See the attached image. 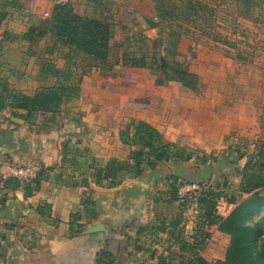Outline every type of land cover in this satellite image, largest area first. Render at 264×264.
I'll return each instance as SVG.
<instances>
[{
  "label": "rangeland",
  "instance_id": "374dc122",
  "mask_svg": "<svg viewBox=\"0 0 264 264\" xmlns=\"http://www.w3.org/2000/svg\"><path fill=\"white\" fill-rule=\"evenodd\" d=\"M197 1L204 3L207 9L193 18L195 22L186 23L196 36L177 37L170 36L165 25L149 26L147 17L157 15L156 0H82L74 6L76 12L84 16L101 17L110 23L112 42L120 44L115 54L110 55L112 62L119 61L118 57L127 49H134L137 41L134 33L156 39L157 42L150 45L156 53H163L164 48L175 41V59L200 78L196 88L178 81L160 84V72L150 68L119 64L111 70H102L101 64L84 54L74 59L75 64L63 76L48 70L47 63L66 69L69 60L65 56L69 49L58 45L50 52L53 41L49 35L32 43L23 40L22 33L10 35L9 43L3 45L5 48L0 47V91L5 85L13 92L33 94L45 86L65 82L70 75L69 80L79 85V93L64 103L60 112L37 113L29 119L62 131V150L65 145L73 150L85 149V144L77 142L80 136L86 140L98 139L96 146L105 138L104 143L115 147L116 137L122 147L111 148V151L118 159L125 160L132 148L121 142V131L131 121H146L168 142L185 150V155L191 154L189 161L163 162L156 171L160 177L156 191L161 188L172 197L174 189H178L179 203L183 207L178 208L179 212L193 221L196 231L191 241H196L195 246L202 245L201 255L207 253L210 263L214 264L226 260L231 235L225 236L223 232V235L215 233L213 238L206 236L214 225L206 223L205 206L200 199L210 193L212 214L228 216L235 207L231 199L240 203L249 196L240 188L244 169L256 163L259 153L264 151V5L244 17L239 15L235 0ZM52 13L31 21L39 24ZM127 38L132 39L127 41ZM206 144L212 148H204ZM78 154L71 152L72 159L80 164L75 166V160L64 164L76 167L69 177L81 181L84 177L93 180L95 170L106 167L109 162ZM148 170L151 169L144 175ZM246 223L259 225V240L264 237V209ZM216 227L222 232L218 225ZM217 228H213L214 231Z\"/></svg>",
  "mask_w": 264,
  "mask_h": 264
},
{
  "label": "crops",
  "instance_id": "0c3cea01",
  "mask_svg": "<svg viewBox=\"0 0 264 264\" xmlns=\"http://www.w3.org/2000/svg\"><path fill=\"white\" fill-rule=\"evenodd\" d=\"M81 1L72 0V5ZM54 8V0H0V12L6 13L0 23V47L9 43L10 35L25 33L32 19L43 18ZM18 113L26 114L23 110ZM61 132L14 116L9 109L0 114V158L14 165L40 163L44 169H51L31 195L23 187H7L8 179L0 183V264H97L98 254L105 249L114 255V264H181L194 250H201L191 241L196 231L193 221L179 212V201H172L169 191H156L160 185L156 171L163 163L140 178L126 179L114 187L94 180L83 185L76 177H69L76 167H66L63 162ZM104 139L96 146L98 139L80 136L77 142L85 144V149L71 151L95 160L118 159L113 150L122 145L116 137L115 147ZM203 147L209 149L210 144ZM88 198L96 202V216L84 217L83 229L73 234L71 216L82 212V203ZM45 205L50 206V215L39 212ZM98 224L99 232L86 233ZM211 228L209 237L224 234ZM203 257L210 261L207 253Z\"/></svg>",
  "mask_w": 264,
  "mask_h": 264
},
{
  "label": "trees",
  "instance_id": "16d2710c",
  "mask_svg": "<svg viewBox=\"0 0 264 264\" xmlns=\"http://www.w3.org/2000/svg\"><path fill=\"white\" fill-rule=\"evenodd\" d=\"M235 1L239 15L244 17H249L254 9L264 5V0ZM156 2V17H147V22L151 28L165 25L172 37L186 34L196 36L186 23L195 22L193 18L200 12H204L202 10L207 9L204 3L197 0H156ZM210 11L215 12V9H210ZM5 17L6 13L0 12V23ZM46 35H49L53 41L50 52L54 51L58 45L69 49V53L65 56L69 60L66 69H59L51 62L47 63L48 70L63 76H66L75 64L74 59L79 54H84L97 64H101L102 70L108 71L121 64L128 67L150 68L159 71L160 84L178 81L189 88H196L200 82L198 75L192 73L175 59L177 55L175 41L171 42L170 47H165L163 53H156L150 45L157 40L151 39L144 33H134L133 37L137 40L134 49H127L121 58L118 57L119 61L112 62L110 55L111 53L115 54L116 46L120 44L112 42L113 29L110 23L101 17L84 16L76 12L72 3L56 6L50 18L41 20L39 24H31L28 30L21 35V38L35 43ZM131 39L127 38V41ZM162 40L163 38L159 39L160 45L163 44ZM224 40L233 45L227 39ZM225 51L231 53V51ZM69 78L70 75L66 77L65 82L45 86L33 94L13 92L4 85L0 91V114L9 109L13 111L14 116L31 120L37 113L55 114L60 112L62 105L79 93V85L71 82ZM20 110L25 111L26 114H19L18 111ZM51 122H54V118L51 119ZM120 135L123 145L132 148L130 155L125 160L113 158L106 167L97 168L93 176V180L97 184L107 181L110 187H114L126 179L142 177L148 168L156 169L160 163L169 162L172 159L189 161L193 157L191 154L185 155V150H180L176 143L168 142L156 127L146 121H131L121 131ZM71 152L70 147L65 145L63 150L64 163L72 160L68 158ZM259 155L260 158L256 163L245 168L242 174L240 188L244 194L249 196L240 203L231 199L230 202L235 204V207L228 216L212 214L213 205L208 200L210 193L200 199V203L205 206L203 209L204 215L207 217L206 223L218 225L222 232L231 235L230 251L226 260L214 264H264V237L259 240L260 227L246 223L254 214L264 209V194H262L264 191V151H261ZM75 162L77 161L75 160ZM48 170L51 169H41L38 176L29 182H21L18 178L11 177L5 185L10 189L23 187L27 195H31L40 187L42 181L48 178ZM89 183L90 180L84 177L82 184L88 185ZM174 190L172 201H179L178 189ZM82 205V212L73 213L71 216L70 224L73 234L83 229L84 225L81 221L84 217L93 218L96 216V202L92 198L85 199ZM39 212L42 215H50V206L40 207ZM206 236L209 235L206 234ZM199 247L202 248V245ZM114 260V255L107 249L97 256V264H114ZM181 264L212 263L204 258L200 251L194 250L192 257Z\"/></svg>",
  "mask_w": 264,
  "mask_h": 264
},
{
  "label": "built area",
  "instance_id": "2783aa9c",
  "mask_svg": "<svg viewBox=\"0 0 264 264\" xmlns=\"http://www.w3.org/2000/svg\"><path fill=\"white\" fill-rule=\"evenodd\" d=\"M54 2L56 7L69 4L72 0H54ZM48 15L46 14V16ZM41 169L42 165L40 163L34 165H14L7 158H0V183H3L10 177L18 178L24 182L32 181L38 176Z\"/></svg>",
  "mask_w": 264,
  "mask_h": 264
},
{
  "label": "water",
  "instance_id": "95a60500",
  "mask_svg": "<svg viewBox=\"0 0 264 264\" xmlns=\"http://www.w3.org/2000/svg\"><path fill=\"white\" fill-rule=\"evenodd\" d=\"M101 230V225H94L90 229L86 230V233H93V232H99Z\"/></svg>",
  "mask_w": 264,
  "mask_h": 264
}]
</instances>
